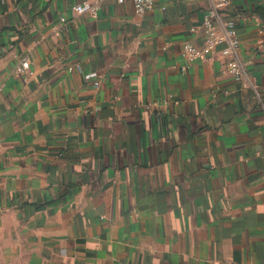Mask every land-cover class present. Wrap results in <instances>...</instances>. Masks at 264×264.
Wrapping results in <instances>:
<instances>
[{"label": "crops", "instance_id": "crops-1", "mask_svg": "<svg viewBox=\"0 0 264 264\" xmlns=\"http://www.w3.org/2000/svg\"><path fill=\"white\" fill-rule=\"evenodd\" d=\"M80 1L0 0V264H264V0L255 90L181 56L209 0Z\"/></svg>", "mask_w": 264, "mask_h": 264}, {"label": "built area", "instance_id": "built-area-1", "mask_svg": "<svg viewBox=\"0 0 264 264\" xmlns=\"http://www.w3.org/2000/svg\"><path fill=\"white\" fill-rule=\"evenodd\" d=\"M124 0H117L123 3ZM156 0H132L133 9L136 15L143 16L149 13L155 6ZM105 0H81L73 10L75 14H89L96 18ZM229 0H209V8L204 13L201 28L204 31V38L201 46L186 43L182 47L181 56L189 64L195 62H210L216 55L226 59L227 70L236 82L245 88L255 90L247 74L246 64L239 58L240 40L237 33V26L234 17L229 13ZM60 24H66V18L59 19ZM260 33H263L260 31ZM29 68L27 61L22 62L19 71ZM81 70L79 66L76 67ZM98 83L94 84L97 87ZM260 101V100H259Z\"/></svg>", "mask_w": 264, "mask_h": 264}]
</instances>
